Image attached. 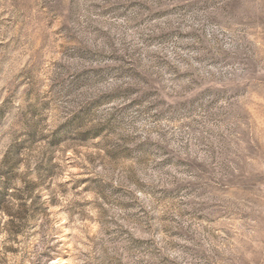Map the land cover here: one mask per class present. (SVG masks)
<instances>
[{
	"label": "rangeland",
	"instance_id": "374dc122",
	"mask_svg": "<svg viewBox=\"0 0 264 264\" xmlns=\"http://www.w3.org/2000/svg\"><path fill=\"white\" fill-rule=\"evenodd\" d=\"M0 264H264V0H0Z\"/></svg>",
	"mask_w": 264,
	"mask_h": 264
}]
</instances>
